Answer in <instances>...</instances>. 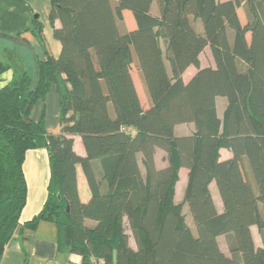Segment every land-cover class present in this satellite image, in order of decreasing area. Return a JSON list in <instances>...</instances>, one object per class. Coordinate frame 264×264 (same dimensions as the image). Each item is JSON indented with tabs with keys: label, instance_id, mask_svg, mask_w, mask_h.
<instances>
[{
	"label": "trees",
	"instance_id": "obj_1",
	"mask_svg": "<svg viewBox=\"0 0 264 264\" xmlns=\"http://www.w3.org/2000/svg\"><path fill=\"white\" fill-rule=\"evenodd\" d=\"M50 1L60 55L46 51V59L33 62L27 48L15 45L27 55L26 66L0 88V263L19 228L52 222L59 250L81 256V264H264V0ZM155 2L158 15L151 12ZM126 12L135 19L132 29ZM197 20L203 32L196 31ZM26 32L45 46L38 18ZM207 47L214 68L201 67ZM133 65L151 101L146 110ZM190 66L197 72L185 82ZM9 68L0 64V74ZM52 86L59 94L58 134L47 131L44 110L39 120L31 118ZM218 97L228 102L223 119ZM181 124H193L194 131L176 135ZM74 136L81 137L85 156L76 153ZM35 149L48 151V196L23 225V165ZM158 149L166 155L164 168L156 165ZM221 149L233 157L221 160ZM77 166L91 191L87 203L79 197ZM183 168L187 182L177 203Z\"/></svg>",
	"mask_w": 264,
	"mask_h": 264
},
{
	"label": "crops",
	"instance_id": "obj_2",
	"mask_svg": "<svg viewBox=\"0 0 264 264\" xmlns=\"http://www.w3.org/2000/svg\"><path fill=\"white\" fill-rule=\"evenodd\" d=\"M50 9V0H0V39H3L1 37L2 34L9 36H18L19 34H22L21 37L31 45L39 60L46 59V51L53 57L57 58L61 52V44L53 35V27L49 21ZM154 15L156 14L154 13ZM37 18L43 24L45 46H43L41 41L36 36L32 35V33L26 32L31 27L33 21ZM58 26L59 22L57 21L55 22V27ZM20 49H24V47H21ZM14 50L17 53L14 59L11 58V60L8 61H1L2 58L0 57V64L4 63L10 66L9 69L0 74V88L7 85L13 79L15 68L21 69L26 66L24 62L25 60L27 61V55L17 48H14ZM205 50L209 55L210 63L203 62L202 56ZM205 50L200 55L201 67L214 68L215 62L210 48L207 47ZM29 54L34 62V55L32 52ZM12 61H15L16 63ZM132 67L134 68L135 65ZM196 72L197 69L194 66H190L184 72L182 76L183 80L188 82ZM132 77L141 104L146 110L150 106L151 101L145 90V85L143 86L144 89H142L143 95L138 90L133 73ZM227 105L228 102L226 98H217V113L220 119H223ZM43 110L46 112L45 123L47 131L52 134H58L61 130V126L59 121V94L56 86H52L51 91L47 94L44 102L39 101L36 103L31 112V118L35 121L39 120L42 116ZM184 125L189 126L183 128L184 131L182 132L184 133L181 132L178 134L177 128ZM193 131V124H181L176 126L175 129V133L178 136L190 135ZM74 149L77 154L85 156L86 152L80 136H74ZM220 154L221 160H228L233 157V153L228 149H221ZM165 157V153L158 149L155 156L158 168H164L167 166V162L164 160ZM183 169L180 170V177L183 174ZM23 170L27 181V203L21 213L20 222L24 225L42 210L47 200L50 179L48 151L46 149L27 151ZM245 171L249 180H252L248 164H245ZM77 187L80 200L83 203H87L91 199V191L81 166H77ZM210 189L217 210L219 213H222L224 206L217 185L213 182ZM251 231L256 245L262 247L263 242L259 228L257 226H252ZM257 235L260 243L256 242ZM25 262H27V264H81L82 258L76 254L60 251L58 247V230L56 225L52 222H41L35 230L29 228L18 229L13 240L6 247L0 264H25Z\"/></svg>",
	"mask_w": 264,
	"mask_h": 264
},
{
	"label": "rangeland",
	"instance_id": "obj_3",
	"mask_svg": "<svg viewBox=\"0 0 264 264\" xmlns=\"http://www.w3.org/2000/svg\"><path fill=\"white\" fill-rule=\"evenodd\" d=\"M222 1H225V0H222ZM151 12L153 14L155 13L156 15L159 14L158 5H157L156 2L153 3L152 8H151ZM126 16L127 17H125V20H124L126 28L127 29H132L133 25L132 26L130 25V23H131V19L130 18H132V20H134V22H135V19H134L133 15L131 14V12H126ZM195 27H196V31L197 32H203V25H202L200 20H197V23L195 24ZM14 48H16V47H15V44H12V42H10L8 40H5V39H0V57L2 58L1 61H8V60H11V58L14 59L16 57V54H17L16 51L14 50ZM202 58H203V62L210 63L209 55H208L206 50L204 51V54H203ZM12 62L16 63L15 61H12ZM167 65H168V68L170 69V66H169L168 62H167ZM132 73H133L134 78L136 80V84H137L139 92L143 94L142 89H144V87H143L144 84L142 83L143 81H142L141 75H140L138 69L136 68V66L134 68H132ZM145 90L147 91L146 87H145ZM187 126H189V125H184V126L178 127L177 128V133L180 134L182 131H184L183 128H187ZM182 133H184V132H182ZM181 135H184V134H181ZM187 171L188 170L186 168L183 169V174L180 177V180H179V182L177 184L176 196H175V201L177 203H182L183 202L184 192H185V187H186V181H187ZM183 214L185 215L187 224L190 226V228L192 229L193 233L196 234V225H195V223L193 221L191 212H190V210H189V208H188V206L186 204H183ZM90 224L94 225V222H90ZM126 225H127V223H126ZM128 233L131 236L130 237V245L133 248H136L135 241H134V239H133V237L131 235V231L129 230V228H128ZM219 242H220L221 249L226 254L229 255V251H228V248H227V245H226L225 237L224 236L220 237L219 238ZM256 242L260 243L258 235L256 236Z\"/></svg>",
	"mask_w": 264,
	"mask_h": 264
},
{
	"label": "water",
	"instance_id": "obj_4",
	"mask_svg": "<svg viewBox=\"0 0 264 264\" xmlns=\"http://www.w3.org/2000/svg\"><path fill=\"white\" fill-rule=\"evenodd\" d=\"M1 37L5 40H8L10 42H12L13 44L17 45V46H21V47H25L27 49L30 50V52H32V54L34 55V61H36L37 56L35 55L33 48L31 47V45L24 40L22 37H18V36H9V35H5L2 34Z\"/></svg>",
	"mask_w": 264,
	"mask_h": 264
}]
</instances>
